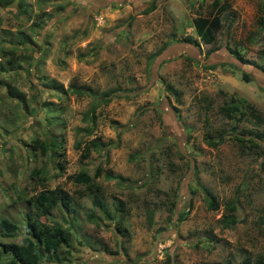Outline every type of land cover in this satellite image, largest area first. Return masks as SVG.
Here are the masks:
<instances>
[{
	"label": "rangeland",
	"instance_id": "374dc122",
	"mask_svg": "<svg viewBox=\"0 0 264 264\" xmlns=\"http://www.w3.org/2000/svg\"><path fill=\"white\" fill-rule=\"evenodd\" d=\"M22 1L27 15L20 0H0V50L13 46L8 33L33 41L13 48L12 58L26 57L18 67L0 56V219L20 229L15 237L0 234V248L25 237L26 200L43 189L28 176L42 167L50 178L45 188H63L76 208L43 219L70 226L75 236L70 253L66 247L51 264H264V129L219 109L244 98L264 115V74L233 54L264 69L263 0H219L227 8L212 45L198 41L192 22L212 14L213 0ZM189 36L199 48L181 43ZM52 83L66 93L54 92ZM6 84L23 103L11 99ZM167 87L182 94L180 103ZM103 92L113 93L106 104L97 100ZM51 117L58 127L47 124ZM60 135L58 160L29 150L35 137L50 142ZM93 142L104 146L94 149ZM97 168L93 179L109 216L72 180ZM230 216L237 223L226 226Z\"/></svg>",
	"mask_w": 264,
	"mask_h": 264
},
{
	"label": "trees",
	"instance_id": "16d2710c",
	"mask_svg": "<svg viewBox=\"0 0 264 264\" xmlns=\"http://www.w3.org/2000/svg\"><path fill=\"white\" fill-rule=\"evenodd\" d=\"M18 7L20 9V13L23 15H27L29 10H26L23 7V1L20 0ZM8 3V2H7ZM212 7V14H209L208 16H196L193 19V30L194 34L197 37L198 41L205 45H212L216 40V34L220 30L221 27H223V21H222V14L225 12L227 5L221 4L219 0H213L211 2ZM155 8V4L151 3L149 10L146 11V13L150 12ZM145 12L143 14H146ZM261 13H262V22L264 24V0L262 1V7H261ZM43 16H46L45 13H43ZM42 21L36 22L34 24L35 27H41ZM9 37L7 42L11 43L13 46L11 48H4L0 56L7 58L6 63L9 66H19V63L21 59H26V57H20V58H12V55L16 53V51L13 50V48L22 47V48H29L33 44L31 36L28 34H24L23 32H18L17 34L8 33ZM183 44L187 45H194L199 48L200 44L197 43L196 39L189 37H184L181 41ZM169 45H165L159 49L158 52L154 55V60L160 56L165 50H168ZM8 49V50H7ZM216 51L215 48H212L211 50L207 51L208 57L212 56V54ZM233 54L235 56V59L240 64H249L252 67L258 68L263 74L264 69L260 68L258 64L254 61L247 60L244 58V56L241 55L240 52L233 51ZM41 61V58H39ZM2 63L0 62V71L2 70ZM216 67V65H211V68ZM4 70V69H3ZM242 79L246 82L252 81L253 78L246 73H242ZM53 84V83H52ZM7 93L10 95L11 99H16L17 102L23 103L24 102V95L17 91V89L13 88V86L6 84ZM50 86V85H49ZM51 89L56 93H66V90L62 88V86L59 85V87L56 86L54 83L51 85ZM71 91L78 92L79 94H94L93 90L91 91L89 89H80V91H77V88L74 86L70 87ZM168 91H171V93L175 96L176 102L180 103L181 99V93H176L171 87H167ZM112 92H103L101 94H97V100L100 99V101L104 102V104L108 103L110 101V98L112 97ZM93 109V114L95 112V107ZM175 114L179 113V109L172 108ZM220 111L225 113L227 116V119L229 120H235L237 122L246 120L248 121L251 118V122L256 125L258 128L264 129V115L260 113L253 104L250 102H247L246 99H237L235 97H232L229 102H225L223 105L220 106ZM52 116L54 117L55 113H58V109L53 107L51 110H49ZM47 124L52 121L51 119L47 118ZM12 125L14 124V120L10 121ZM53 123L56 124L58 127L59 121H54ZM48 137H42L41 139L39 137H35L31 143L29 144V150L33 154L34 151L39 150L40 155L42 157H45L46 154L50 153L53 158H56L57 160L61 156L60 150H62V147L65 145V139L63 136H54L50 138V142L47 139ZM264 138V136L262 137ZM79 146V145H78ZM104 146L102 143H96L93 142V148L99 149L100 147ZM62 169V166L60 164V161L57 162V170ZM101 170L97 168L96 175H91L85 171L79 173L78 175L72 177L73 183L76 185H82L85 187L86 191L89 194H92V200L93 205L98 208L103 215L109 216L107 212V204L105 201H103L100 193H99V187L95 184L93 177H96L100 175ZM48 171L46 168L42 167H33L32 171L30 172V175L28 176L29 179L39 182V184L42 185L43 189H41L37 194L30 196L29 199L26 200V211H24V235L19 243H3L1 244L0 248V264H51L52 262H60V253L63 252L66 247V253H70V247H73V244L75 242V236L71 231L70 226L64 225L62 222H53L48 223L45 222L43 219H46L50 216H52L53 212L57 209H61L62 211L69 213H75L76 208L73 207V201L71 199V196L68 194L67 191H65L63 188H55V189H46L45 186L50 180L48 177ZM120 177H116V179H119ZM23 195V194H22ZM208 199H209V205L211 209H218L219 204L215 200L214 196L207 193ZM22 199L21 195L19 200ZM189 209L192 208V204L190 203ZM124 208V203L121 202L119 206L116 208V213H120ZM188 209V210H189ZM230 211H235L236 206H230L228 208ZM184 217V214L181 213L180 220ZM89 221H92L94 218L93 213H89L87 216ZM153 213L150 211L148 212V220L149 222L152 221ZM237 223L236 219L232 216L228 217L226 219V226L229 225H235ZM18 225L13 222L11 219L3 217L0 219V234L2 236H10L15 237L18 236L19 231ZM250 260L248 258L243 259L242 264H250Z\"/></svg>",
	"mask_w": 264,
	"mask_h": 264
}]
</instances>
